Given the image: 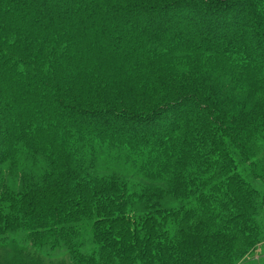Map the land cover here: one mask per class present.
Returning <instances> with one entry per match:
<instances>
[{
	"label": "trees",
	"instance_id": "16d2710c",
	"mask_svg": "<svg viewBox=\"0 0 264 264\" xmlns=\"http://www.w3.org/2000/svg\"><path fill=\"white\" fill-rule=\"evenodd\" d=\"M207 74L225 88L175 84ZM131 98L156 102L114 116ZM257 140L264 0H0V240L75 264H236L264 239ZM40 169L53 179L2 182Z\"/></svg>",
	"mask_w": 264,
	"mask_h": 264
},
{
	"label": "rangeland",
	"instance_id": "374dc122",
	"mask_svg": "<svg viewBox=\"0 0 264 264\" xmlns=\"http://www.w3.org/2000/svg\"><path fill=\"white\" fill-rule=\"evenodd\" d=\"M234 12H235L234 10L225 12V14H227L226 18H218L217 21L221 22V20H224V22H225V21H228V20L232 19V17H233L232 15H233ZM200 14H202V13H200ZM204 17L205 16H203V14H202V17L200 19L203 20ZM233 20H238L236 15L233 17ZM204 25H206L205 22H204ZM209 25H213V24H209ZM218 30H219V28H216L214 31L217 32ZM60 52L63 53V47L61 48ZM39 56H40L39 59L43 63L42 68L44 69V71L48 68L47 67L48 64L56 63V62H54V58L53 57H50V56H47V55H39ZM60 69H61L60 67H57L56 68V72H59ZM190 77H191V79H188L189 77H187V76L185 78H180V79H178L175 82V84H177L178 81H180V83H183L182 84L183 86H187V84L190 85V80H193L194 82L203 83L204 86H208V85L212 84L213 88L215 90H218V91H221L219 89V87L220 88H222V87L225 88V86H226L225 82H223L222 80H217L216 78H214V76L209 75V74H207L205 76H202V77H194V76H190ZM69 82H76V81H71L70 80ZM135 84H139V83H135ZM131 88H132L131 85L125 83V84H123V87H121V91L127 92ZM224 92H226V94H227V91H224ZM231 95H232L231 98H233L237 102H242V100L244 101L245 99H247L246 97L248 96L245 93H239V92H236V91L233 92V94H231ZM249 95H251V94H249ZM226 97L228 99L229 95L227 94ZM124 99L120 100L118 102V105H120L121 107H131V108H134V109H131V108H122L121 109L120 106H117L116 109L114 110V112H115L114 116L120 117L119 115L125 114V111H127V112H129L131 114H143L144 115V112H142V110H136V109H142L143 107L145 108L147 106L154 107L155 106V102H156L154 100L150 101V100H148L146 98H139V99L131 98V99H128V100H124ZM99 104L101 106H106V107L108 105H110V104H108V102L104 105V102L102 100H99ZM113 104L114 103L111 102V105H113ZM255 146L257 147V149H255V150H256V153L258 155V158L261 159V160H264V141L261 140L260 142H258V140H257V142L255 143ZM0 167H2V165H0ZM44 171L45 170H41L40 169V170L30 171V172H27V173L24 172V175H25L26 178H27L28 175H30L34 179V178H37V177L40 176V175H38V172L41 173V172H44ZM2 172H4V171H2ZM119 174L117 176H119L123 181H129L130 177H126V176L124 177V176H121ZM39 178H40V181H36V182H33V183H28V184H24L23 183L24 179H22V182H21L20 180H16V179H13V178H11V179H9V178L7 179L6 178L2 182H5L9 186H12V187L23 186L24 185L26 188H32L33 186L39 184L40 182L53 179L52 176L49 177L48 175H43L42 178L41 177H39ZM135 179H137V178H135ZM137 181H140V180L137 179ZM140 182L142 184L143 181H140ZM127 186H128V188L130 190H133V191L137 190V185L135 187V185L127 184ZM256 186L258 188H260V191L263 193L261 195V197H262V199L264 201V188H261L259 185H256ZM147 188L154 189V188H161V186L158 187V186H153V185H147ZM240 192L244 193L243 190H240ZM46 199L47 200L49 199L48 195H46ZM258 201L260 202L259 199H258ZM263 218H264V216H263ZM84 228L88 229L87 226H84ZM7 239L0 240V243L2 242L1 244H4V243L6 244V245H2V248L0 247V255H4V257H3L4 258V264H5V262H6V264H30L32 261H30L29 256H27V253H29V252L32 254V256H35V257H36L35 252L38 253L39 255H41L42 256L41 258L43 259V264H75L70 251H68L65 247L58 246L54 250L51 248L50 249L51 252H49V251H46V252L39 251L38 252V250H36V248L32 247L29 242H28V244H27V242L24 243V241L22 239H18L16 241H12V242H7L6 243ZM79 239L85 243V245L82 248V251L83 252H90L91 251V253H92L93 249H94L93 247H95V244L93 242L94 239L92 238V234L89 233L88 231H85L79 237ZM3 247L7 248L9 251H12V253L14 255L9 257V258H7V256H5V253H7V251H6L7 249L5 250V249H3ZM31 264H34V263L32 262ZM35 264H39V263L35 262ZM236 264H264V239H263V241L258 243L256 246L251 248L249 250V252L246 253V255L244 257H242L238 261V263H236Z\"/></svg>",
	"mask_w": 264,
	"mask_h": 264
}]
</instances>
